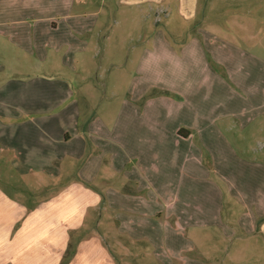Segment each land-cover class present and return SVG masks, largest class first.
Listing matches in <instances>:
<instances>
[{"label":"crops","instance_id":"1","mask_svg":"<svg viewBox=\"0 0 264 264\" xmlns=\"http://www.w3.org/2000/svg\"><path fill=\"white\" fill-rule=\"evenodd\" d=\"M169 2L170 17L190 23L187 36L158 29L141 44L137 83L106 119L84 109L69 77L27 75L28 59L88 72L105 29L90 0H0V159L7 151L18 174L43 177L34 190L71 177L29 209L0 188V206L9 221L23 220L22 232L48 234L57 255L66 254V217L77 232L103 208L148 264H214L216 237L239 245L221 253L232 264L252 245L250 259L264 264V162L238 156L223 136L264 119V55L255 51L264 47V0H233L221 18L216 0ZM71 256L70 264H116L102 245L81 243Z\"/></svg>","mask_w":264,"mask_h":264},{"label":"rangeland","instance_id":"2","mask_svg":"<svg viewBox=\"0 0 264 264\" xmlns=\"http://www.w3.org/2000/svg\"><path fill=\"white\" fill-rule=\"evenodd\" d=\"M216 1L218 4L215 5L212 11L213 15L217 14L218 16L220 14L219 18L224 17L225 11H230L231 13L232 9L235 10L233 0ZM154 2L155 0H90L91 10L100 17L99 27L103 25L102 23H105V29L100 33L99 40L101 45L98 48L97 59L93 60V64L89 65L88 72L83 73L81 71L77 74H72L66 69L57 72L50 71V68H41L35 60L28 59L26 61L29 64L27 66L29 71L27 75L38 74L54 77L60 74L65 75L83 93L80 94V98L84 109H87L85 108L87 107L86 105L92 104L97 108V113L103 118H116L119 107L125 100L124 98L128 97L129 94L131 95V86H133V83H137L138 77L135 76V70L137 61L140 58L141 47L144 46L141 44L146 43L147 45L149 41L146 40H149L148 38L154 35L158 29L167 31V35L170 33V35L187 36L185 35V32H187L186 27L190 26V23H182L179 18L174 21L173 17H170L169 8L171 7L169 0H162L158 4ZM100 24L102 25L100 26ZM175 26L182 28L184 33H174L173 28ZM255 51L264 55V47L262 46L256 48ZM24 61L23 63H25ZM79 75H84V78ZM261 120V123H257L258 120H254L250 124L251 126L245 130H223V136L229 141L237 155L245 157L244 151L248 154L250 153V157H255L256 160L264 162V119ZM261 126H263L262 129H260ZM192 133L197 137L195 145L200 148L202 159L207 163L205 144L201 137L198 139L197 133ZM236 150H239L238 153ZM9 156L10 154L6 151L0 159V188L5 194L12 196L22 205L27 204L26 208L28 209L34 204L39 205L40 201L54 199L59 193V187H65L71 183V177H64V180H62L63 185L50 182L49 188L34 190L37 188L34 182L43 180V177L39 179L29 175L18 174V171L9 163ZM67 199L68 197H66ZM17 209L18 215L23 216L22 209ZM91 212L92 216L88 217V222L84 225L85 230L82 228L77 232L71 230L77 224L69 222L70 219L66 217L65 226L68 232L64 239L66 254L62 256L60 254L57 255L58 247L55 243L52 244L48 234L22 232L23 220L18 222L9 221L8 208L1 205L0 264H60L57 263V258H60L58 259L59 261L63 258L62 264H70L74 258L71 254L76 248L81 246V243L91 248L92 246L94 247V244L106 247L108 251H111L112 257L115 256L113 259L116 264H148V260L141 259L145 258V256L137 253L139 251L138 247L131 245L117 231L111 222V215L106 210L101 208ZM104 221L107 222L104 223ZM210 231L217 233L213 230ZM94 234L97 235L96 238L94 236L92 238ZM121 245L132 247L134 251H129L126 254ZM212 245L215 246L217 254L212 256V263L225 264L228 260L232 264V258L226 255L227 253L225 256L221 253L228 250L230 254H235L234 248L239 245L234 247L233 243H229V241L220 237H216ZM255 248L259 247L252 245L251 248H246V253H248L245 258L246 261L242 259L237 264H259L256 259H250V254L252 251L255 252ZM258 250L262 251V249ZM97 263L102 264L100 261Z\"/></svg>","mask_w":264,"mask_h":264},{"label":"trees","instance_id":"3","mask_svg":"<svg viewBox=\"0 0 264 264\" xmlns=\"http://www.w3.org/2000/svg\"><path fill=\"white\" fill-rule=\"evenodd\" d=\"M183 133H185V132L184 131L180 132V134H183Z\"/></svg>","mask_w":264,"mask_h":264}]
</instances>
